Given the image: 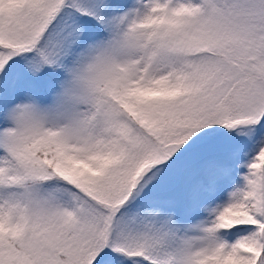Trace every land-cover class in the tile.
<instances>
[{"label": "snow or ice", "instance_id": "6c2138e0", "mask_svg": "<svg viewBox=\"0 0 264 264\" xmlns=\"http://www.w3.org/2000/svg\"><path fill=\"white\" fill-rule=\"evenodd\" d=\"M0 264H264V0H0Z\"/></svg>", "mask_w": 264, "mask_h": 264}]
</instances>
